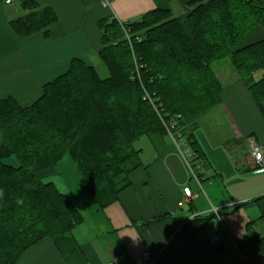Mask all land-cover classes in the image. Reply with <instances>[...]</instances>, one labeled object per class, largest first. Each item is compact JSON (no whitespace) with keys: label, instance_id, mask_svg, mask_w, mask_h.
<instances>
[{"label":"trees","instance_id":"trees-1","mask_svg":"<svg viewBox=\"0 0 264 264\" xmlns=\"http://www.w3.org/2000/svg\"><path fill=\"white\" fill-rule=\"evenodd\" d=\"M189 6L192 11L182 17L155 10L124 26L113 19L100 21L99 59L107 78L96 67L74 60L31 106L0 99V264H16L31 247L84 223L76 200L41 177L66 156L84 181L85 200L100 209L130 188L131 175L143 166L135 144L145 136L168 133L156 109L144 100L146 93L164 121L181 116L175 133L185 139L196 161L206 157L195 135L198 121L222 105L216 62L229 59L264 117V40L249 41L264 29L263 4L195 0ZM22 7L26 15L10 21L14 32L21 37L42 33L49 39L58 20L55 12L31 0ZM13 157L18 165L6 162ZM258 223L264 224V218L250 223L248 232L263 256L264 235L256 236L254 230Z\"/></svg>","mask_w":264,"mask_h":264},{"label":"crops","instance_id":"crops-1","mask_svg":"<svg viewBox=\"0 0 264 264\" xmlns=\"http://www.w3.org/2000/svg\"><path fill=\"white\" fill-rule=\"evenodd\" d=\"M4 1L0 0V99L11 97L29 107L42 96L44 86L70 70L74 60L93 66L91 62L99 59L100 21L136 23L155 10L188 15L189 3L195 0H31L57 15L49 39L42 33L18 36L10 21L26 15L24 0ZM259 1L264 6V0ZM260 40L264 29L249 39ZM216 74L223 86L220 108L235 136L232 144L215 145L220 146L214 149L219 154H213L195 133L206 157L188 160L196 162L193 169L199 181L182 158L181 150L188 148L183 139L185 145L168 133L145 136L140 148L135 144L143 166L131 175L130 188L117 202L102 210L83 196L77 204L84 223L31 247L16 264H109L120 257L119 264H264V255L258 256L255 237L248 232L250 223L264 218V172L255 168L250 155L251 140L264 149V117L233 68L222 66ZM69 158L41 177L61 175L64 166L72 170ZM186 187L193 199L185 196ZM213 209L220 211L227 230V237L215 246L209 239L218 224ZM166 215L171 216L148 225ZM262 223L254 228L256 236L264 235Z\"/></svg>","mask_w":264,"mask_h":264},{"label":"rangeland","instance_id":"rangeland-1","mask_svg":"<svg viewBox=\"0 0 264 264\" xmlns=\"http://www.w3.org/2000/svg\"><path fill=\"white\" fill-rule=\"evenodd\" d=\"M3 4H5L4 0H3ZM17 6H18V8H20L19 4H17ZM20 11L24 15V12L21 9H20ZM182 16H185V15H178V16L174 15V17H182ZM125 33H126V38L128 40H130L131 39L130 31L126 30ZM91 65H93L94 67L97 68V70L100 72V74L103 78L109 77V73H108L106 67L103 65V63L101 62L100 59L96 60L93 63L91 62ZM226 65L233 68L230 64L229 59H225V60H222L220 62H216L213 65V69L216 73L220 67L226 66ZM233 70H234V68H233ZM234 72H236V71L234 70ZM261 75H262L261 73L257 74L258 80L260 79ZM149 104H151L150 101H149ZM198 123H199V128L196 130V132L198 131V137L202 141L204 147H206L209 151H211V153L214 154V153L218 152L217 154H219V151H217L218 149H216V152L214 151V149L217 147H220V146H215V145H220V143H223L225 145L227 143L232 144V142L234 140V136H235L234 131L232 130L231 124L229 123L226 115L221 111L220 107L215 108L210 113L201 117L199 119ZM144 140H146V138H143L139 142H137L136 147L140 148L141 142H143ZM177 140H179V139H177ZM177 140H174V141L178 143V142H181V140H182V141H184L185 144H187L183 137L181 138L180 141H177ZM254 142H255L254 140H251V143H254ZM181 143L183 145H185L183 142H181ZM186 150H189V148L183 149L184 152ZM189 153L192 155L191 151ZM218 156H220V155H218ZM69 159H66L64 162H67V160H69ZM6 162L8 164L13 165V166L18 165L17 164L18 161L14 157L11 159H8ZM64 162L60 165V172H62L61 168L65 164ZM70 162L72 164V170L69 168H66V166H64L65 170H64L63 174L54 175L50 178H45V179L42 178V179H44V182H46V183L55 184L62 193L67 194V195H71L76 200V203H81V199L83 198L82 189L84 187V181H83L82 177L80 176L75 163L72 160ZM192 165H193V163H192Z\"/></svg>","mask_w":264,"mask_h":264},{"label":"built area","instance_id":"built-area-1","mask_svg":"<svg viewBox=\"0 0 264 264\" xmlns=\"http://www.w3.org/2000/svg\"><path fill=\"white\" fill-rule=\"evenodd\" d=\"M7 4H12L13 3V0H7L6 1ZM121 25L124 26V22H120ZM144 100H147V101H150L151 104L153 105V107L156 109L157 113L159 114V116L162 118L164 124H165V127L167 129V132L168 134L174 139V140H177V141H180L182 136L179 134V133H175V130H176V126H177V122L181 120V116H177V117H173V118H170V119H167L164 121V118L163 117V114L162 112H160L159 110V106L156 105V101L154 99L151 98V96L146 93L145 94V98ZM189 150H186L185 152L183 150H181V155H182V158L185 160V163L186 165L188 166V168L190 169L191 171V175L197 179V181H199V178L197 176V174L195 173L194 169H193V165H192V162H190L188 159L190 156H192L190 153ZM189 153V154H188ZM251 158H252V161L254 163V166L257 170L261 171V172H264V149L263 147L254 142V143H251ZM184 194L187 198L189 199H193L194 197V194L192 193L191 189L186 187L184 188ZM212 214L217 218V226H215L209 233V239H210V243L215 246L217 244H219L225 237H227V230L226 228H224L223 224H222V219H221V216H220V211L217 210V209H213L212 211ZM145 258L148 262H150V254H146L145 255ZM119 262H111L109 264H119L120 262L123 261V257H120Z\"/></svg>","mask_w":264,"mask_h":264}]
</instances>
